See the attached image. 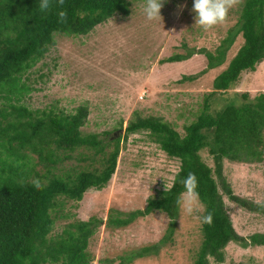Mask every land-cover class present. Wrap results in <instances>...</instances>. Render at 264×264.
I'll list each match as a JSON object with an SVG mask.
<instances>
[{
	"label": "rangeland",
	"instance_id": "obj_1",
	"mask_svg": "<svg viewBox=\"0 0 264 264\" xmlns=\"http://www.w3.org/2000/svg\"><path fill=\"white\" fill-rule=\"evenodd\" d=\"M126 1L127 14L113 15L84 36H55L54 45L21 80L27 91L20 103L29 111L52 109L73 114L83 107L82 134L96 135L101 141L119 138L113 175L100 190H87L79 202L60 199L61 205L52 213L50 236L58 235L75 220L94 219L99 225L96 223L87 240L88 264H120L124 260L126 264H194L202 238L197 214L187 215L177 206L173 219L154 211L132 218L124 227H113L107 220L110 216L122 220L143 211L148 198L169 188L178 161L166 157L147 132L125 137L124 128L135 118H154L180 136L184 134L183 128L201 113L202 100L212 91V80L242 45L235 25L241 3L229 10L223 23L204 30L195 24L193 0H166L161 21L145 18L144 0ZM232 34L236 36L223 63L205 70V53L213 54L221 40ZM171 57L179 59L166 62ZM183 77L194 78L181 80ZM261 92L264 56L253 71L241 73L226 95L215 92L207 112L215 115L227 104L239 105L240 93H246L251 101ZM198 155L213 168L206 149ZM97 159L77 149L58 169L97 166ZM212 176L236 239L222 249L219 262L207 258V264H264V246L250 240L254 235L264 236V214L254 209L264 205V160L223 159L220 177ZM143 248L149 249L144 256L130 257Z\"/></svg>",
	"mask_w": 264,
	"mask_h": 264
},
{
	"label": "trees",
	"instance_id": "obj_2",
	"mask_svg": "<svg viewBox=\"0 0 264 264\" xmlns=\"http://www.w3.org/2000/svg\"><path fill=\"white\" fill-rule=\"evenodd\" d=\"M39 3L40 0H0V264H88L87 240L99 222L75 220L58 235L50 236L52 213L61 200L79 202L87 190H100L108 182L115 171L119 138L101 141L96 135L82 134L80 128L86 116L83 107L73 114L55 113L52 109L29 111L20 103L22 93L27 91L21 80L54 45L55 36H84L113 15L127 14L128 3L65 0L61 9L57 0H51V8L43 12ZM60 10L67 12L64 23L58 22ZM263 18L264 0H242L235 24L242 45L212 80V91L203 98L201 113L183 128L182 136L154 118H135L127 123L125 137L138 131L147 132L166 157L178 161V169L169 188L148 198L143 211H135L122 220L110 216L109 225L124 227L132 218L154 211L175 218L177 199L184 191L181 181L191 172L197 177V192L206 205L201 216L207 212L213 216L210 225L200 222L202 238L194 264H207V258L221 260L222 249L236 237L212 175L220 177L223 159L264 160V92L251 101L246 93H240L239 105L227 104L215 115L207 111L215 92L226 95L234 89L241 73L253 71L263 58ZM234 36L222 39L213 54L205 53V70L223 63ZM177 59L171 57L166 62ZM77 149L86 150L93 159L98 156L97 166L59 171L58 165ZM202 149L211 156L212 169L200 160L198 152ZM33 179H39L40 189L33 186ZM225 192L229 197V191ZM254 209L264 214V205ZM250 240L264 246V236L254 235ZM148 251L143 248L130 257L141 258ZM120 264H126L125 260Z\"/></svg>",
	"mask_w": 264,
	"mask_h": 264
},
{
	"label": "clouds",
	"instance_id": "obj_3",
	"mask_svg": "<svg viewBox=\"0 0 264 264\" xmlns=\"http://www.w3.org/2000/svg\"><path fill=\"white\" fill-rule=\"evenodd\" d=\"M166 0H144L142 11L148 21L160 20L161 9ZM65 0H57L58 6L63 9ZM242 0H193L192 12L195 14L194 21L204 30L211 29L217 24L223 23L228 15L230 9L238 6ZM51 0H40L39 9L47 11L51 8ZM179 7H184L181 5ZM58 22L64 23L67 20V12L60 10L57 12ZM174 179V178H173ZM184 191L180 193L177 199V204L187 215H195V219L204 224H211L213 216L211 212L206 215H198V213L206 211V205L200 200L199 193L197 192L198 181L194 173L189 172L187 176L181 181ZM32 184L36 189L42 187L39 179H33ZM161 216H166V213L161 211Z\"/></svg>",
	"mask_w": 264,
	"mask_h": 264
}]
</instances>
